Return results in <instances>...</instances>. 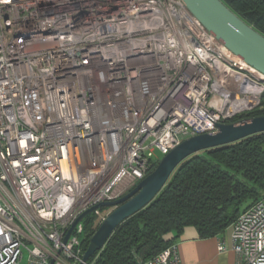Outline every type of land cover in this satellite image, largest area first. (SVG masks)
<instances>
[{
  "label": "built area",
  "instance_id": "1",
  "mask_svg": "<svg viewBox=\"0 0 264 264\" xmlns=\"http://www.w3.org/2000/svg\"><path fill=\"white\" fill-rule=\"evenodd\" d=\"M263 100L264 72L183 0H0V264H79L83 212ZM231 227L264 264V198ZM139 264L185 263L172 243Z\"/></svg>",
  "mask_w": 264,
  "mask_h": 264
},
{
  "label": "trees",
  "instance_id": "2",
  "mask_svg": "<svg viewBox=\"0 0 264 264\" xmlns=\"http://www.w3.org/2000/svg\"><path fill=\"white\" fill-rule=\"evenodd\" d=\"M223 1L264 34V0ZM259 115H264V100L260 106L239 113L228 122ZM262 198L264 131L187 157L153 201L120 223L104 247L88 261L139 264L171 245L186 226L196 227L202 238L225 231L242 211ZM111 209L104 206L100 212ZM99 219L96 212H90L83 220V252L100 225ZM171 232L174 236L167 239L166 234Z\"/></svg>",
  "mask_w": 264,
  "mask_h": 264
},
{
  "label": "water",
  "instance_id": "3",
  "mask_svg": "<svg viewBox=\"0 0 264 264\" xmlns=\"http://www.w3.org/2000/svg\"><path fill=\"white\" fill-rule=\"evenodd\" d=\"M183 1L188 9L220 41L246 62L264 72V34L247 23L223 0ZM217 127L216 132L200 133L184 139L166 153L157 166L124 196L113 201L101 202L83 212L69 228L65 240L76 223L86 214L104 206L112 207L91 237L79 264H84L102 249L120 223L153 201L183 160L199 151L229 144L252 134L263 132L264 115L238 122H218Z\"/></svg>",
  "mask_w": 264,
  "mask_h": 264
},
{
  "label": "crops",
  "instance_id": "4",
  "mask_svg": "<svg viewBox=\"0 0 264 264\" xmlns=\"http://www.w3.org/2000/svg\"><path fill=\"white\" fill-rule=\"evenodd\" d=\"M174 234H166L172 238ZM173 243L177 244L180 258L185 264H247L245 259L233 248L232 227L219 234L202 238L196 227L189 225ZM219 245H224L223 250Z\"/></svg>",
  "mask_w": 264,
  "mask_h": 264
},
{
  "label": "rangeland",
  "instance_id": "5",
  "mask_svg": "<svg viewBox=\"0 0 264 264\" xmlns=\"http://www.w3.org/2000/svg\"><path fill=\"white\" fill-rule=\"evenodd\" d=\"M156 154H157V157H159L160 159L164 156V155H163L161 152H159V151H156ZM157 164H158V163L155 164L154 168L157 166ZM154 168H153V169H154ZM111 210H112V209H111ZM111 210H110V211H111ZM110 211H109V212H110ZM109 212H107V213H103L102 215H103V216H107ZM102 221H103V219L100 218V219H99L100 224H101ZM27 258H28V251H27V250H24V258H23V262H22V264H27Z\"/></svg>",
  "mask_w": 264,
  "mask_h": 264
},
{
  "label": "bare ground",
  "instance_id": "6",
  "mask_svg": "<svg viewBox=\"0 0 264 264\" xmlns=\"http://www.w3.org/2000/svg\"><path fill=\"white\" fill-rule=\"evenodd\" d=\"M260 106V105H259ZM228 122V121H227ZM218 130V129H217ZM216 132V131H215Z\"/></svg>",
  "mask_w": 264,
  "mask_h": 264
}]
</instances>
